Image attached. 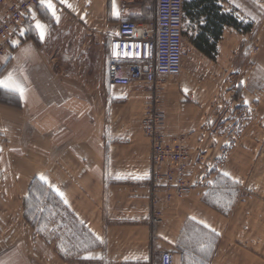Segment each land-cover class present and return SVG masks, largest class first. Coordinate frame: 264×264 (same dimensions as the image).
Segmentation results:
<instances>
[{
	"label": "crops",
	"instance_id": "1",
	"mask_svg": "<svg viewBox=\"0 0 264 264\" xmlns=\"http://www.w3.org/2000/svg\"><path fill=\"white\" fill-rule=\"evenodd\" d=\"M54 2L59 22L40 4L30 12V25L38 20L47 26L44 41L26 31L4 59L0 78L14 73L26 92L23 99L7 92L10 101H0V135L9 137L10 153L22 161L9 164L10 180L8 165L0 167V184L22 189V202L43 175L47 182L39 181L65 211L44 222L56 223L65 239V222L72 223L90 246L70 260L43 229L26 222L22 206L15 216L27 246L0 252V264H159L167 249L175 253L174 264H181L179 251L182 264H264V201L251 195L224 213L196 186L162 205L163 222L151 237L150 146L142 132L147 92L142 83L111 85L105 67L119 23L155 22L156 0H115L118 16L112 15L113 0H67L70 7ZM229 28L224 26L225 39ZM160 97L163 132L203 142L195 132L202 125L180 124L182 106ZM89 256L94 258H84Z\"/></svg>",
	"mask_w": 264,
	"mask_h": 264
},
{
	"label": "rangeland",
	"instance_id": "2",
	"mask_svg": "<svg viewBox=\"0 0 264 264\" xmlns=\"http://www.w3.org/2000/svg\"><path fill=\"white\" fill-rule=\"evenodd\" d=\"M183 1L191 4L196 2ZM16 2L20 6L24 5L19 0H0V49H4L0 51V74L7 68V60L4 59L14 50L17 41L25 36L19 33L9 45L5 42V32L13 18L10 6L14 7L12 3ZM212 9L216 19L224 20L219 22L215 33L210 32L206 26L208 13L204 8L201 10L199 6H192L189 14L183 10L180 74L163 76L168 78H160L155 86L146 83L140 85L147 92L142 132L150 146L148 186L151 193L149 226L152 238L163 222L162 205H169L173 199L196 186L204 188L207 201L223 211L229 210L237 200L249 195L264 201V0H212ZM30 12L21 29L31 24ZM224 26H230L227 39L223 38ZM203 38L207 39L204 44ZM106 62L107 70L111 64L108 56ZM161 95L164 98L169 96L170 99L166 101L176 102L178 108L179 104L182 106L183 110L176 117L180 124L191 122L202 125L195 132L202 137L203 142H187L185 133L166 134L161 124L160 130L166 139L175 138L183 144L186 157L179 164L169 158L160 164V175L165 176H162L158 186H154L151 179L152 142L144 133L143 119L155 103L164 119ZM0 101L8 103L9 94L0 91ZM167 143L170 144V140ZM9 146V137L0 135V167L8 165L6 180H10L7 175L15 159L20 160L10 153L13 149L10 150ZM180 168H183V173L179 172ZM169 175H172L170 181H174V187L163 186L166 183L165 177ZM2 185L0 252L6 253L17 247L25 249L27 244L26 239L19 238L21 230L15 216L16 209L21 210L23 206V191L19 187L5 189ZM8 195H11L9 199ZM65 224L64 237L69 239L62 238L57 233L59 228L56 223L50 221H45L39 230L43 229L44 236L60 248L67 258L73 259L81 248L90 246V243L72 223Z\"/></svg>",
	"mask_w": 264,
	"mask_h": 264
},
{
	"label": "built area",
	"instance_id": "3",
	"mask_svg": "<svg viewBox=\"0 0 264 264\" xmlns=\"http://www.w3.org/2000/svg\"><path fill=\"white\" fill-rule=\"evenodd\" d=\"M20 4L12 3L14 7L10 27L5 32L8 45L21 32L22 23L28 12L39 0H19ZM20 3V2H19ZM183 0H156V18L153 23L133 20H123L118 25L117 34L110 39L109 57L111 64L107 69V77L111 85L130 87L137 83L156 85L163 76H173L182 69V38H183ZM31 22V19L29 18ZM8 40V41H7ZM2 42V41H1ZM6 44V43H5ZM4 49H0V51ZM118 53L114 55L113 53ZM129 55H125V53ZM155 96V95H154ZM156 99L154 97V103ZM156 104V103H155ZM151 106L143 119V130L152 142L153 166L151 179L154 186H158L162 179L159 165L166 159L182 163L186 157L183 144L175 138L166 139L160 127L163 113ZM170 140V144L167 142ZM183 173V168L179 169ZM172 175L165 177L163 186L174 187ZM178 185V184H175ZM155 220V218H154ZM179 263L184 262L183 252H177ZM175 253L162 250L159 264H174Z\"/></svg>",
	"mask_w": 264,
	"mask_h": 264
},
{
	"label": "trees",
	"instance_id": "4",
	"mask_svg": "<svg viewBox=\"0 0 264 264\" xmlns=\"http://www.w3.org/2000/svg\"><path fill=\"white\" fill-rule=\"evenodd\" d=\"M192 6H199L201 7V10L204 8L206 13H208V25L206 26L210 32L215 33L216 27L221 23L220 21L223 22L224 20L216 19L213 16L212 0H196L193 4L183 1V10L186 14L191 12ZM206 42L207 39L203 38L202 44ZM212 206L224 213H227L218 206ZM23 208L24 219L31 226H33L37 232H39V226L42 225L44 220L58 214V212L62 213V211H64V208L56 195L42 185L38 179H34L31 182L29 192L23 201Z\"/></svg>",
	"mask_w": 264,
	"mask_h": 264
},
{
	"label": "snow or ice",
	"instance_id": "5",
	"mask_svg": "<svg viewBox=\"0 0 264 264\" xmlns=\"http://www.w3.org/2000/svg\"><path fill=\"white\" fill-rule=\"evenodd\" d=\"M57 2H59L60 4H63L65 6H69L67 3V0H57ZM39 4L40 7L48 14H50V17L55 19L57 22H59V16L56 13L55 10V2L54 0H39ZM112 15L113 16H118L119 15V10L116 7L115 4V0H113V5H112ZM33 19H35V15L33 14ZM47 26L43 23H41L40 21H36L34 25H29L28 29H21L20 34L24 35L26 31H31L34 30L37 38L42 42L44 41L46 34H47ZM114 55H117L118 53L114 52ZM125 55H129V53H125ZM7 59V58H5ZM0 90H3L5 92H8L10 94H15L18 95L20 97V99L24 98V94L26 92V89L24 88V86L16 79L14 73L10 72L6 77L0 78ZM39 180L42 182H47L46 178L41 175L39 177ZM50 187H53L50 185ZM57 192V195H60L61 198H63V194L59 192V190L54 189ZM65 203H67V201H65ZM205 227H207V225H205ZM100 238L97 237V240H99ZM200 250H204L205 249V245L204 244H200ZM85 259H93L94 257H84Z\"/></svg>",
	"mask_w": 264,
	"mask_h": 264
},
{
	"label": "bare ground",
	"instance_id": "6",
	"mask_svg": "<svg viewBox=\"0 0 264 264\" xmlns=\"http://www.w3.org/2000/svg\"><path fill=\"white\" fill-rule=\"evenodd\" d=\"M132 86V85H131Z\"/></svg>",
	"mask_w": 264,
	"mask_h": 264
}]
</instances>
